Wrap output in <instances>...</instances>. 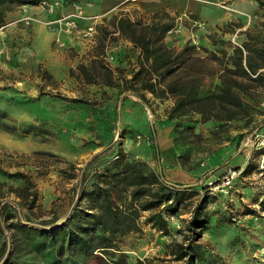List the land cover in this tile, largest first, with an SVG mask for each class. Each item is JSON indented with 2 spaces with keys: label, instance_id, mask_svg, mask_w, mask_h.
Returning a JSON list of instances; mask_svg holds the SVG:
<instances>
[{
  "label": "rangeland",
  "instance_id": "374dc122",
  "mask_svg": "<svg viewBox=\"0 0 264 264\" xmlns=\"http://www.w3.org/2000/svg\"><path fill=\"white\" fill-rule=\"evenodd\" d=\"M73 1L67 0L54 16L40 6L29 10L36 18L30 25L21 20L24 14L6 17L1 25L0 112L7 115L0 116V201L15 214L3 220L4 237L13 241L8 223L18 219L55 218L49 225L55 227L75 205L88 206L86 199L80 202L83 173L89 184L95 168L119 151L157 168L155 131L166 178L193 184L199 193L179 214L168 216L169 234L149 228L143 213V231L118 240L129 261L142 257L161 264L169 258L167 244L183 239L193 206L207 192L211 222L196 264H264V92L261 102H251L248 115L231 120H204L199 113L170 118L173 98L150 103L124 90L122 78H130L139 51L118 33L107 34L115 30V15L148 20V14L166 9L176 19L165 37L168 45L181 50L189 42L198 54L208 50L222 56L224 50L232 53L234 46L264 39V5L258 0H120L114 12L103 15L104 0H80L86 14L96 16L83 21L96 22L97 34L90 40L48 23L63 9V14L71 12ZM222 63L220 57L212 68L218 70ZM100 64L114 71L116 85L87 81V73H95ZM218 82L216 76L208 77L201 95ZM98 153L99 159L89 164ZM223 164L238 167L232 186L216 181ZM20 173L31 178L38 192L32 209L18 196L25 183ZM90 264L105 261L98 253Z\"/></svg>",
  "mask_w": 264,
  "mask_h": 264
},
{
  "label": "trees",
  "instance_id": "16d2710c",
  "mask_svg": "<svg viewBox=\"0 0 264 264\" xmlns=\"http://www.w3.org/2000/svg\"><path fill=\"white\" fill-rule=\"evenodd\" d=\"M42 1L0 0V26L5 23L8 12L24 5H39ZM63 1L66 3L67 0ZM258 1L264 5V0ZM113 24L114 32L108 30L107 34L118 33L120 38L139 49L130 78H122L124 90L139 97H145L144 91H149L161 101L173 98L170 118L199 113L204 120H231L248 115L252 101L261 102L259 97L264 92V39L234 46L232 53L224 50L222 56L208 50L207 54L201 55L196 51L197 46L189 42L181 50L166 43L167 33L176 24L175 17L166 9L148 14V20L115 15ZM220 57L223 66L215 70L212 61ZM100 65L95 73H87V81L116 85L114 71ZM79 68L87 70L83 64ZM210 76H216L219 82L209 94L202 96V88ZM253 90L259 93L255 94ZM6 115V112H0V116ZM10 129L7 126L6 130ZM153 145L157 168L119 151L95 168L89 184L84 172L80 182V202L86 199L89 205H75L70 216L55 227H50L56 223L55 218L40 221L31 217L25 221L18 219L8 223L14 231L11 242L4 237L3 220H11L15 214L11 212L9 203L2 205L0 201V264H90L98 253L105 264H152L142 257L135 262L129 261L118 240L130 232L143 231L140 222L143 213H146L145 224L169 234L168 216L179 214L188 199L199 193L193 184L166 178L155 131ZM100 155L92 157L89 164L98 160ZM227 166L223 164L218 169L217 179ZM70 167L75 168V164L70 163ZM19 175L25 183L18 196L32 209L38 200V192L29 176ZM210 186L203 188L207 191ZM208 197L206 192L193 206L186 228L181 231L183 239L167 244L169 258H163L161 264H196L197 259L203 256L200 241L211 222V214L206 209Z\"/></svg>",
  "mask_w": 264,
  "mask_h": 264
},
{
  "label": "built area",
  "instance_id": "2783aa9c",
  "mask_svg": "<svg viewBox=\"0 0 264 264\" xmlns=\"http://www.w3.org/2000/svg\"><path fill=\"white\" fill-rule=\"evenodd\" d=\"M65 2L63 0H43L38 6L47 10L50 15H54L58 8L63 7ZM72 11L66 14H61L58 17H54L48 21L49 24H56L60 30H64L68 33H77L79 36L92 40L97 34L96 22L92 21L87 25H83V21L94 18L96 16H88L84 10L81 1H74L71 4ZM24 15L21 20L24 23L30 25L36 21V18L30 15L27 8H24ZM3 26H0V30ZM238 175V169L234 166H229L221 171L219 176V182L224 186H232L233 180ZM217 179V180H218ZM213 184V183H211Z\"/></svg>",
  "mask_w": 264,
  "mask_h": 264
},
{
  "label": "crops",
  "instance_id": "0c3cea01",
  "mask_svg": "<svg viewBox=\"0 0 264 264\" xmlns=\"http://www.w3.org/2000/svg\"><path fill=\"white\" fill-rule=\"evenodd\" d=\"M120 0H104V2H103V7H104V9H103V15H108V14H110V13H112V12H114L117 8H118V5H119V2ZM24 8H27L28 10H32V9H39V6L38 5H24V6H22V7H20V8H17V9H15V10H13V11H10V12H8V14H7V18H9V19H12V18H18V17H20L21 15H23L24 13ZM92 9V8H91ZM63 11H64V9L62 10V12H61V14H63ZM121 15V14H120ZM52 16H54V15H52ZM85 21H87V20H85ZM84 21V22H85ZM84 22H82V23H84ZM127 43H129V44H131L130 42H128L127 40H125ZM132 45V44H131ZM136 50H138L139 51V49L138 48H136V47H134ZM139 53V52H138ZM144 95H145V97H147L148 99H151L150 100V103L152 102V100H156V101H158V98H156L151 92H149V91H144ZM145 105H146V103H145ZM162 162V161H161ZM161 165H162V163H161ZM162 169H163V167H162ZM163 172H164V170H163ZM165 174V173H164ZM148 227L149 228H151L150 227V225H148ZM102 256V255H101ZM103 258V257H102Z\"/></svg>",
  "mask_w": 264,
  "mask_h": 264
}]
</instances>
